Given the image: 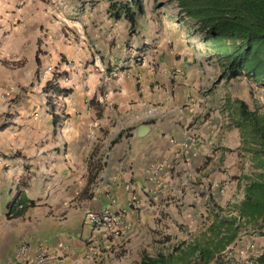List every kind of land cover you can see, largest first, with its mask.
<instances>
[{
    "label": "crops",
    "instance_id": "crops-1",
    "mask_svg": "<svg viewBox=\"0 0 264 264\" xmlns=\"http://www.w3.org/2000/svg\"><path fill=\"white\" fill-rule=\"evenodd\" d=\"M78 1L63 0L66 24L41 0H0V264H137L200 230L221 164L240 160L208 111L225 97L218 67L176 8L142 0L129 34L106 0ZM17 191L33 206L8 219ZM99 210L121 216L118 237L83 219ZM226 251L254 264L264 236L241 231Z\"/></svg>",
    "mask_w": 264,
    "mask_h": 264
},
{
    "label": "trees",
    "instance_id": "trees-1",
    "mask_svg": "<svg viewBox=\"0 0 264 264\" xmlns=\"http://www.w3.org/2000/svg\"><path fill=\"white\" fill-rule=\"evenodd\" d=\"M167 1L174 3L178 21L186 32L196 35L213 58L219 69L217 81L243 78L264 89V0ZM106 2L108 18L125 21L129 34H134L143 11L142 0ZM151 2L156 6L161 0ZM58 92L66 93L63 89ZM218 110L226 120L225 127L237 134L235 151L240 159V174L234 182L242 186L241 197L224 207L208 198L206 216L198 232L169 248L158 249L152 257L141 255L137 264H188L192 260L223 264L226 248L241 231L264 236V111L253 98L248 104L229 96L221 100ZM32 206L33 202L17 191L7 204L5 216L19 217ZM254 264H264V253L255 258Z\"/></svg>",
    "mask_w": 264,
    "mask_h": 264
},
{
    "label": "rangeland",
    "instance_id": "rangeland-1",
    "mask_svg": "<svg viewBox=\"0 0 264 264\" xmlns=\"http://www.w3.org/2000/svg\"><path fill=\"white\" fill-rule=\"evenodd\" d=\"M41 1H42V3L53 7L54 10H56L58 13H60L58 18H62L63 14L61 13V11L66 9V4H64L63 0H41ZM76 2H79V1L76 0ZM148 2H149V0H148ZM150 3H151V6H153L151 1H150ZM156 6H159V7L166 6L164 8V10H166V13H168V12L170 13V12L175 11L174 10L175 9L174 3H170L167 0H161L159 5H156ZM75 7H76V4L73 7L74 10H75ZM158 9L159 8L157 7L156 10H158ZM63 17L65 20L66 16L63 15ZM70 17L74 18L75 16L67 15L68 19H66L64 23L70 24V22H69ZM139 20H140L139 21L140 23H144V26L147 23L146 18L139 19ZM154 21L156 22L157 20H154ZM160 22H163V21H160ZM74 29H77V28H74ZM154 35H156V34H154ZM202 48L204 51L205 47L203 46ZM204 62H205L204 66L214 68L212 63H211L212 65L211 64L206 65V60H204ZM214 69L217 72H219V69L217 70L216 67ZM216 76L217 75H215L212 80H214V82L216 83L215 91H216V94L218 96L217 100H219L223 96H229L230 98H238V99L244 100L249 104L250 98H253V99L257 100L258 104L261 105V108L264 111V89L263 88L258 87L256 85H254L253 83H251L250 81H247L246 79H243V78H238L235 80L224 82L223 80L217 81L218 79H215V78H217L218 76L217 77ZM205 105H206V102H205ZM217 105L218 104H214V103L212 104L211 103V105H209V107H208L209 108L208 111H211V114L212 113L214 114V112L217 111V113L219 114V110L217 109L218 108ZM218 135H219L218 139H222L221 141H219V145H225V146H228V147L234 148V149H235V147H237L238 138H237V134H236L235 130L231 131V132L223 130ZM229 150H233V149H229ZM230 158H231V156H229V159H226L225 163L221 164V167L225 171L223 173L221 172L219 175V178H220L219 190L212 192L213 195L211 196L213 204H215L219 207H224L226 202H228V201H232V202L234 201L235 202L239 198V193L237 192L236 188H235V190H233V186L235 184L234 177H237V176H234L233 173L235 171L237 172L238 170H240L238 167L240 165V163L237 162L238 164H236L235 161H233L234 163H232ZM224 164L226 166H224ZM236 165H238V166H236ZM225 189H228V190L232 189V194L230 195V197H227L226 195H224V194H227L226 192H228V191L225 192L224 191ZM208 195L210 196V192ZM224 200H226V201H224ZM252 245H254V242H250L248 244V246H251V247H252Z\"/></svg>",
    "mask_w": 264,
    "mask_h": 264
},
{
    "label": "built area",
    "instance_id": "built-area-1",
    "mask_svg": "<svg viewBox=\"0 0 264 264\" xmlns=\"http://www.w3.org/2000/svg\"><path fill=\"white\" fill-rule=\"evenodd\" d=\"M50 70V68H48ZM20 208V206H18ZM83 219L93 228V230L103 232L111 237H118L120 234V228L122 219L121 216L107 210L99 211H88L83 215ZM91 256L95 255V252L92 251ZM41 258H37L34 264H40ZM31 264V263H30Z\"/></svg>",
    "mask_w": 264,
    "mask_h": 264
},
{
    "label": "water",
    "instance_id": "water-1",
    "mask_svg": "<svg viewBox=\"0 0 264 264\" xmlns=\"http://www.w3.org/2000/svg\"><path fill=\"white\" fill-rule=\"evenodd\" d=\"M146 129H147V126L146 125H140L137 128V130H136V135L142 136L145 133Z\"/></svg>",
    "mask_w": 264,
    "mask_h": 264
}]
</instances>
